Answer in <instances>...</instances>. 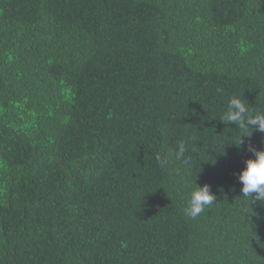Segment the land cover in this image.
I'll return each instance as SVG.
<instances>
[{"label": "trees", "instance_id": "16d2710c", "mask_svg": "<svg viewBox=\"0 0 264 264\" xmlns=\"http://www.w3.org/2000/svg\"><path fill=\"white\" fill-rule=\"evenodd\" d=\"M233 95L264 112V0H0V264H264Z\"/></svg>", "mask_w": 264, "mask_h": 264}, {"label": "clouds", "instance_id": "9594fccd", "mask_svg": "<svg viewBox=\"0 0 264 264\" xmlns=\"http://www.w3.org/2000/svg\"><path fill=\"white\" fill-rule=\"evenodd\" d=\"M225 124H234L240 130L238 143L236 146L242 148L244 137L250 138L253 127L255 131L264 133V112H254L243 99L238 95L229 98L226 110L219 118ZM188 146L185 142H180L174 152V160L178 161L181 168H191V159L186 156ZM195 150L194 148L192 149ZM247 151L253 154L254 158L245 161V167L238 175V181L242 184V196L248 198L251 203L256 201L264 204V149L257 150L250 143ZM156 161L161 169L167 170L172 164V159L165 155H156ZM216 196L211 192L210 186L205 184L198 186L194 183L192 190L188 194L187 204L184 214L190 218H196L205 211L206 208L216 202Z\"/></svg>", "mask_w": 264, "mask_h": 264}]
</instances>
